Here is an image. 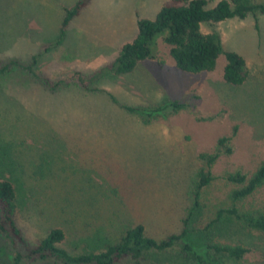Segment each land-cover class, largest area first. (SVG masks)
Wrapping results in <instances>:
<instances>
[{"label":"rangeland","instance_id":"374dc122","mask_svg":"<svg viewBox=\"0 0 264 264\" xmlns=\"http://www.w3.org/2000/svg\"><path fill=\"white\" fill-rule=\"evenodd\" d=\"M76 1L0 0V58L39 54L36 69L52 81L73 71L92 75L134 39L140 18L154 19L168 0H89L54 44L65 9ZM218 1L207 0L206 7ZM200 27L243 56L248 75L242 84L224 81V54L213 70L179 69L161 37L154 58L125 74L103 71L92 82L96 91L74 82L50 90L21 69L0 76V159L8 162L5 176L18 193L17 223L30 244L59 227L62 246L78 254L114 242L139 223L147 235L162 239L180 232L188 218L191 249L150 251L144 264H264V231L235 220L206 229L219 208L264 211V184L233 200L239 185L225 179L236 171L249 177L264 162V14ZM43 45L50 47L44 51ZM171 101L186 107H124ZM222 136H232V152L213 163L214 179L191 208L205 166L199 154L213 152ZM209 240L249 251L239 259L217 256ZM12 256L0 235V264H12Z\"/></svg>","mask_w":264,"mask_h":264},{"label":"trees","instance_id":"16d2710c","mask_svg":"<svg viewBox=\"0 0 264 264\" xmlns=\"http://www.w3.org/2000/svg\"><path fill=\"white\" fill-rule=\"evenodd\" d=\"M88 2L89 0H78L65 9L58 38L54 44H58L63 39L71 20L80 14ZM206 5L207 0H168L154 19L140 18L134 39L120 48L114 61L104 65L92 75L87 76L80 71H73L52 81L38 73L36 66L39 54H34L28 60L18 57L0 58V76L21 69L30 73L34 79L41 81L50 90L57 89L61 83L74 82L84 90L96 91L98 89L92 86V82L103 71L108 70L115 75L125 74L131 72L138 62L154 58L155 40L161 37L169 46V55L176 66L183 71L213 70L218 57L224 54L226 58L224 81L231 85H240L248 75L243 56L235 51L225 50L218 33L202 32L200 26L202 23H217L229 18L244 19L255 11L264 14V3L254 0H219L212 8H207ZM49 47L50 45H43L44 51ZM124 107L132 112L146 110L160 112L166 109L175 112L186 107V104L171 101L150 108ZM235 130L236 128L233 134ZM231 138L232 136H222L217 140L213 152L199 154L205 166L198 171V179L192 191L191 208L198 204L201 190L214 179L210 170L213 163L222 153L232 152ZM7 163L3 158L0 159V235L4 238L6 249L13 252L12 264H122L125 261L129 264H144L148 259L145 255L150 251L166 252L178 248L179 253L184 254L191 249L185 241L188 234V218L184 219L180 232L171 233L162 239L147 235L144 226L139 223L124 230L114 242L110 241L97 250L78 254H73L62 246L65 233L59 227L51 228L40 241L30 244L17 223L18 193L12 178L5 176ZM225 179L239 185L232 190V199H243L264 184V162L249 177L245 173L236 171L227 174ZM228 220H235L246 227L264 231V211H242L235 205L219 208L206 229ZM207 247L214 255L233 259L241 258L249 251L248 247L241 244H222L210 240Z\"/></svg>","mask_w":264,"mask_h":264}]
</instances>
